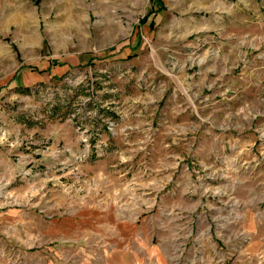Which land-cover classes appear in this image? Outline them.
<instances>
[{
    "label": "rangeland",
    "instance_id": "rangeland-1",
    "mask_svg": "<svg viewBox=\"0 0 264 264\" xmlns=\"http://www.w3.org/2000/svg\"><path fill=\"white\" fill-rule=\"evenodd\" d=\"M0 264H264V0H0Z\"/></svg>",
    "mask_w": 264,
    "mask_h": 264
}]
</instances>
